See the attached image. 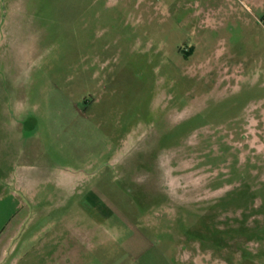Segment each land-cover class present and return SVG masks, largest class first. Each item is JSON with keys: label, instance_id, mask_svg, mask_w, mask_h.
<instances>
[{"label": "rangeland", "instance_id": "374dc122", "mask_svg": "<svg viewBox=\"0 0 264 264\" xmlns=\"http://www.w3.org/2000/svg\"><path fill=\"white\" fill-rule=\"evenodd\" d=\"M0 264H264V0H0Z\"/></svg>", "mask_w": 264, "mask_h": 264}, {"label": "crops", "instance_id": "0c3cea01", "mask_svg": "<svg viewBox=\"0 0 264 264\" xmlns=\"http://www.w3.org/2000/svg\"><path fill=\"white\" fill-rule=\"evenodd\" d=\"M1 253H2V256H3V255H4V253H5V250H2V252H1Z\"/></svg>", "mask_w": 264, "mask_h": 264}]
</instances>
